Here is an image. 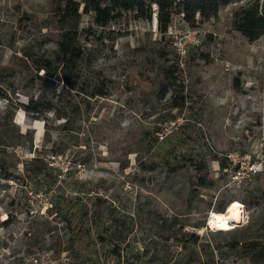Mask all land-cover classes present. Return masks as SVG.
<instances>
[{"label": "rangeland", "instance_id": "1", "mask_svg": "<svg viewBox=\"0 0 264 264\" xmlns=\"http://www.w3.org/2000/svg\"><path fill=\"white\" fill-rule=\"evenodd\" d=\"M59 1L0 0V264H264V32L234 25L253 0H176L165 31L157 3L100 25ZM67 30L72 89L29 67L61 64Z\"/></svg>", "mask_w": 264, "mask_h": 264}, {"label": "trees", "instance_id": "2", "mask_svg": "<svg viewBox=\"0 0 264 264\" xmlns=\"http://www.w3.org/2000/svg\"><path fill=\"white\" fill-rule=\"evenodd\" d=\"M221 0H184L183 9L185 13L191 16L199 11L201 13L214 12ZM176 0H107L106 3L101 0H60L57 8L60 10L61 17L64 19L78 16V9L82 3L84 12H94V21L97 24L105 25L113 17L124 10L135 9L138 16H150V4L157 3L158 22L161 30L165 31L170 21V12L172 5ZM235 28L246 35L249 39L257 38L264 32V0L259 2L253 0L246 7L235 12ZM57 49L60 54L61 64H55L53 59L44 54L35 55L30 61V69L34 70L36 78L43 76H55L61 78L68 88H73L76 82L73 80L70 70L81 57L80 49L71 41L69 30L63 31L57 41ZM43 70L44 75L38 73ZM99 91L96 94H101ZM31 102L33 100L31 99ZM221 230V229H220ZM232 230V229H230ZM227 230L226 232H229ZM224 232V231H220ZM237 244L245 250L256 252L257 241L237 240Z\"/></svg>", "mask_w": 264, "mask_h": 264}, {"label": "bare ground", "instance_id": "3", "mask_svg": "<svg viewBox=\"0 0 264 264\" xmlns=\"http://www.w3.org/2000/svg\"><path fill=\"white\" fill-rule=\"evenodd\" d=\"M242 204L238 200L230 201L223 211H212L208 218V225L214 229H227L229 222L239 221Z\"/></svg>", "mask_w": 264, "mask_h": 264}]
</instances>
